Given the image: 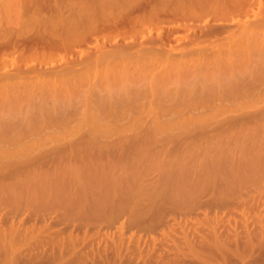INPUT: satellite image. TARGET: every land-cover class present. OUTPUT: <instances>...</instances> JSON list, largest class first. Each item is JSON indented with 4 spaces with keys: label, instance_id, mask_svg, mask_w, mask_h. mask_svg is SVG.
Instances as JSON below:
<instances>
[{
    "label": "rangeland",
    "instance_id": "1",
    "mask_svg": "<svg viewBox=\"0 0 264 264\" xmlns=\"http://www.w3.org/2000/svg\"><path fill=\"white\" fill-rule=\"evenodd\" d=\"M141 1L144 4V0ZM152 1L158 3L153 6L164 14L167 0ZM254 1L247 13L252 31L246 35L226 36L224 33L217 38L205 34L207 23L215 25L221 19L231 21L240 16L239 12L227 11L225 4L219 1L212 0L207 5L201 0H190L189 16L185 18L183 12L181 16L176 15L184 24L177 18L171 24L172 19L169 24L168 20L150 19L158 18L152 16L158 12L155 11L149 19L145 21L147 16L144 19V32L137 33L138 36L127 32L132 36L125 34L126 38L122 37L123 32L116 35L115 31L112 34L105 31L109 38L98 34L107 26V21L113 22L125 11L112 8L104 15H94L98 20L97 23L93 18L97 28L91 29L99 37L88 33L90 40L84 38L88 45L82 40L77 46L80 43L77 42L72 45L74 49L69 47L70 51H57L60 55L53 53L55 59L46 58L49 47L45 49L43 62L40 61L43 53H39L40 57L33 56L34 47L27 46L32 52L27 48L21 50L19 58L18 51L7 53L6 48L9 62L3 66L1 61L0 75L4 69L13 68V62L18 66L24 59L18 68L25 71L27 62V70L32 69L34 74L36 69L33 78L37 75V79H32L31 71H26L30 77L23 76L22 81L14 78L13 89L14 80L9 86L6 83L4 91L5 83L0 78V151L33 157L71 148L108 164L100 170H92L90 175L74 174L75 185L72 180H65L66 174L59 163L51 161L19 167L21 169L11 176L1 179L0 264H264V147L257 146L260 151L256 149V152L252 145L253 154L252 148L241 145L243 142L249 145L254 137L257 139L255 132L261 128L254 125L243 132L250 134L249 137L255 134L251 137L253 140H244L247 135L236 130L212 129L232 117L264 114V0ZM6 3L7 0H0L1 13ZM149 4H144L145 8L135 6L133 10L135 13L148 10ZM153 6L152 12L156 9ZM168 10L166 15L170 16L172 12ZM5 14L0 16L1 24L6 23ZM1 24L0 31L6 27ZM122 24L125 23L118 26ZM127 25L129 23L121 28ZM38 26L39 22L32 21L20 28L15 26L16 30L10 33L14 37L19 28L17 32L33 36ZM85 26L82 31L88 27ZM146 33L152 37L161 33L163 44L172 46L176 54H185L184 59L151 62L146 53L131 54L138 51L132 39L146 40ZM30 34L22 40L31 37ZM162 35H169L167 43L164 42L167 37L163 40ZM0 37L6 44L5 37L1 34ZM128 40L132 43L131 48L125 47L129 48V53L116 51V46H123L122 43L130 42ZM235 44L236 51H228L229 46ZM3 45L0 42V49ZM36 48L38 52L39 47ZM214 50H221L220 58L214 63H203L201 54ZM26 51L30 52L29 58L32 53V59L37 56L39 61L29 59ZM104 52L107 55H103ZM66 60L71 65L63 66L64 69L59 64L66 65ZM70 60L75 62L74 68ZM236 60V68L217 70L229 67ZM55 64L61 68L57 72L52 68L50 72L47 67ZM12 68L11 73H15L17 68ZM42 68L50 75H44ZM39 73L44 75L42 80ZM51 76L54 80L46 78ZM7 89L15 93L13 97H8ZM263 134L260 133L261 137ZM171 148L179 153L187 150V154L181 153L187 155L184 159L189 163V171L182 173L184 177L179 176V181L165 191L160 181L155 180L159 171L150 161L131 164L128 177L120 175L119 163H123L125 157L150 152L159 155L166 149L170 153ZM209 155L222 156L217 165L221 166L222 174H213L209 163L208 167L198 165L202 158L209 159ZM177 189L183 190V195H178Z\"/></svg>",
    "mask_w": 264,
    "mask_h": 264
},
{
    "label": "bare ground",
    "instance_id": "2",
    "mask_svg": "<svg viewBox=\"0 0 264 264\" xmlns=\"http://www.w3.org/2000/svg\"><path fill=\"white\" fill-rule=\"evenodd\" d=\"M71 1H74V0H71ZM75 1H77V2H75ZM75 1L72 3V2H69L68 0H66V3H65V0H59V1L58 0H53V1L52 0H12V2L9 1V0H7L8 3H6V6L4 7L3 13H1L2 10L0 9V16L2 14L7 13V14H5L6 15V18L4 19V21L6 23L5 24H3L4 22L2 23L3 25H6V27L2 29L3 31L2 30L0 31V34L2 35V37H5V40H6L5 41L6 44L5 43H2V41L4 42V40H2L4 38H1L0 37L1 44H4L5 45L4 49L2 48L4 45L1 46V49L2 50L0 49V51L2 53H0V54L1 55L2 54L5 55V60H4V55H3V58L1 56L0 57V63L2 61V63H4L3 64V66H4V65H6L5 62H9V60L7 61V57H6V55H8L7 53H9V52L10 53L11 52H14L15 53L16 51H18V53L20 55H18L17 58H19V56H21V50H26L24 48H27L29 50L30 48H33V47H34V49H33L34 52H32V49H31V51L30 50L29 51L33 53V56L34 57H35L36 54H38V57H40L39 56V53H43L41 59L38 58L37 56H36V58L33 57V59H36L38 61L40 59V61L43 62V61H45L43 58L45 57V54H46L45 49L47 47H49V48L46 49L48 51L47 52L48 56L46 58H49V56L51 58L53 56V53H54V55H60L59 53L62 52L63 50H64V53H65V49H66V52H67L69 50V47H70V49H72L79 42L80 43L77 46H79L80 44H82V40H83V42H84L85 39H89L90 40L89 37L91 35H89L88 33H93V34L96 33V35H98V34L100 35L101 33H103V35H106V34H109V33L112 34L115 31V34L117 32H119L120 35L123 32L124 35H122V37L125 36V34H126V36H129V37L132 36V35H129L128 33L134 34V35H136L137 33H139L138 35H140V32H144L145 31V29L143 27L144 26L143 23H145V21L147 19H149L148 18L149 16L151 17V14L152 13H154L155 11H158L157 6H156L158 3L155 0H154L155 1L154 3H156V5H154V6H156V7L153 6L154 3H153L152 0H148L146 2L144 0V4L146 6L150 2L149 5L151 6V4H152V6L154 8H156L155 10H153V12H152V6L151 7L148 6L149 7V8H147L148 10L136 11L137 13H135L133 9L135 8V6H138V5H140L142 3L141 0H75ZM138 1H139L140 4L138 3ZM189 1L190 0H176L175 1L176 3H173L174 2L173 0L172 1L171 0L165 1L166 2L165 3V6H164V4L162 5V6H164L163 8H165V10L162 8L163 11H165L164 14L166 15V9L167 10L169 9L168 11L169 12H172L171 15H173V11L176 13V14L174 13L175 16L176 15L181 16V13L183 12L182 13V16L186 14L185 18H187V15L190 14V8L188 6ZM201 1H203L205 4L208 5L209 3H211L212 0H201ZM213 1L223 2L225 4L224 5L225 6L224 8L227 11H232V12L238 11L240 16H238L236 18L233 17V19L231 21L222 20V19L221 20H218V21H216L217 24H215V25H213V24L210 25L211 23H207L205 26L206 27L208 26V28H207V31L205 32V34H207L209 36H217V38H218L219 35H222L224 33H226V36H235V35H244V34L246 35V34H249L252 31V28H251L252 22H250V18H249V16H247V13H249V11L252 9V6L255 4V1L254 0H213ZM167 2H171V3L167 4ZM162 3H163V1H162ZM172 3H173V5H172ZM63 4L64 5L67 4L68 6L67 5L64 6ZM170 4L172 5L173 8H175V10L174 9H171L172 7L170 8V6H171ZM261 4H262V2H261ZM69 5H70V7H69ZM143 5H140V6L144 7L145 5L144 6ZM167 5H170V6H167ZM62 6H64L63 8L66 11L63 10ZM45 7L49 8V11H46L45 10ZM0 8H2V7H0ZM112 8H119L120 9V12L123 10V11H125L124 14H126V15L123 14V16H122V14L119 13L120 14L119 17H121V18H119L118 15L114 18L116 20V22H117L116 23L117 25L114 24L115 23L114 22L115 21L114 19H113V22H110L109 21L110 22L109 23L106 20V18H103V20H105V22L107 21L106 23H108L109 25L107 24V26H106L105 24H103L106 27H104L102 25L103 28L101 29L99 27V24H100L99 23L97 26L101 29V32L98 33V34H97V32H92V30L94 29L93 27H96V25L94 24V22L97 21V23H98V20H96L97 18L94 15H98V14L104 15V14H106ZM158 8H160V7H158ZM176 9L179 10V12ZM68 10H69V12H68ZM126 10H128V11L126 12ZM158 12L157 13L155 12L156 14L155 13L152 14L153 17L154 16L155 17L157 16L158 18H150V19H158L161 22L163 20L164 21L165 20H168V21H166V22H168L167 24H169V20L172 19L170 21V24H171V23H174L175 22V19L177 18V16L176 17L173 16V18H172L171 15L170 16L169 15H166V19H165V15L163 13H161L164 16V18H162L163 16L160 14V12L159 13ZM263 12H264V10H263ZM158 14L160 15V18H159V15ZM167 14H170V13H167ZM243 15L246 16V17H243ZM146 16H147V18H146ZM117 17H118V21H117ZM93 18H95L94 20H96V21H93ZM161 18H162V20H161ZM179 18H181V17H178L177 20L178 21H181V20H179ZM0 19H1L0 20V24H1L2 18H0ZM98 19H100V18H98ZM126 19H127V22L129 23V26L127 25V27L121 28V27L126 26V24H128L127 22H125ZM144 19H145V21H144ZM103 20L101 19V21H103ZM120 20L123 21V22H120ZM32 21L39 22V26H38V29L35 30V33L33 34V36H31L32 33L31 34L28 33V35L30 34L31 37H28V39H25V41L26 40L28 41V42L26 41L27 43H25V41L22 40V39L25 38L26 36H28L27 33H25V35H24V33L17 32V31L24 24L31 23ZM101 21H99V22H101ZM88 23H90V25H87ZM121 23H125V24H124V26L122 24V26L119 27L118 25L121 24ZM178 23H180V22H178ZM182 23L183 22L181 21V24ZM91 24H94V26L91 25ZM111 24H113V25H111ZM181 24L180 25L178 24V25L180 27H182ZM85 25H87L88 27L85 26ZM178 25H177V27H178ZM185 25H187V24H185ZM15 26L16 27L17 26L19 27L18 30L14 34L17 38L15 36L14 37L11 36V33H10V32H12V34H13L14 28L16 30V27ZM84 26H85V28L87 27L86 28L87 30L85 29V31H82V30H84ZM89 26H91V27H89ZM166 26H165V28H166ZM168 26H171L172 27V25H168ZM109 27H110V29H108ZM128 27H129V30H128ZM206 27H203L202 29H204V31H205L206 30ZM91 28H93V29H91ZM119 28H121L120 31H119ZM116 29H117V31H116ZM89 30H91V32ZM94 30H96V29H94ZM130 30H132V31H130ZM142 30H144V31H142ZM164 30L166 31V29H164ZM170 30H171V28H170ZM174 30H175V28H174ZM86 31H88V32L86 33ZM97 31H98V29H97ZM105 31L107 32L106 34H105ZM133 31H134V33H133ZM149 32H151V31H149ZM167 32H168V30H167ZM82 33H85V34L82 35ZM202 33H203V31H202ZM87 34L89 35V37L86 36ZM115 34H113V35H115ZM118 34H116V35H118ZM99 35H98V37H99ZM138 35H136V36H138ZM145 35H147V33ZM154 35H153V37L151 35H147L148 38H146V40L144 39L142 41L138 40L140 42H138V41L136 42L134 40L135 38H133L132 39L133 40L132 42L134 44H132L130 40H128V41H130L129 43H126V42L125 43H122V44H124L123 46L120 45L118 42L117 43H114L115 45L113 46L112 51H113L114 47L116 46V44H119V46H116L115 47L116 51H118V52L123 51V53L125 51H128L127 49H129V48H126L125 49V47H128V46L130 47V46L134 45V47H136V48L138 47V49H136L138 51H132L130 53L131 54H137V52H138V54H140L139 51L143 55H144V53H146L147 54V55L145 54L146 57H148L151 62H158V61L174 62V61H182L184 59V57H185L184 55L185 54H176L173 51V47L172 46L171 47H168L167 44L166 45H165V43L163 44V42L160 40V39H162L160 37L161 36V33H160V36H159V34L157 36H154ZM163 35H162V37H164L163 40L165 39V37H167L166 40L164 41V42H166L167 39L169 38L168 37L169 35L168 36H166V35L163 36ZM18 36L21 37V38H19ZM100 36L102 37V34ZM106 36L109 38V35H106ZM86 37H88V38H86ZM110 37H112V35ZM156 37H158L160 41ZM96 38H97V36H96ZM113 38H114V36H113ZM123 38H126V37H123ZM154 38H156V39H154ZM97 39H99V38H97ZM116 41H117V39H116ZM102 42H103L102 44H104V41H102ZM106 42H107V40H106ZM161 42H162V44H161ZM135 43H137V44H135ZM47 44L49 46H47ZM102 44L100 45L101 47H99V49L102 48ZM158 44L160 45V47L158 46ZM45 45H46V47H45ZM72 45H73V47H72ZM86 45H88V44H86ZM27 46H31V47L29 48ZM40 46H42L41 47L42 48L41 50H40ZM50 46L52 47L51 50H50V48H51ZM55 46H56L57 50H56ZM77 46H76V48H77ZM97 46H99V45H97ZM165 46H167V47H165ZM36 47H39L40 52H39V50L37 52V48ZM58 47L61 50L58 49ZM104 47L106 48V46H104ZM118 47L120 48L119 49L120 51L117 50ZM235 47H236V44L233 45V46L230 45L229 48H228V51L229 50L232 51V52L233 51H236V48ZM6 48L9 49L7 51V53L5 52L6 51ZM43 48H44V50H43ZM53 50H54V52H53ZM130 51H131V49H130ZM26 52H27L28 58H29L30 57V52L29 53H28V51H26ZM56 52H57V54H56ZM106 52L108 54L109 53V49ZM110 52H111V50H110ZM32 53H31V58H29V59H31L33 61V59H32ZM128 53H129V51H128ZM221 53H222L221 50H214V51H212L210 53L201 54V61L203 63H205V62H213L214 63L215 61H217V59L220 58ZM27 54H24V55H27ZM105 54L106 53L104 52L103 55H105ZM24 55L22 56V59L25 57ZM66 57H67V54H66L65 58ZM12 58H14V57H11V59ZM53 58H54V56H53ZM2 59L4 60V62H3ZM15 60L17 61L16 58H15ZM26 60H28V59H26ZM52 60L53 59H50V61H52ZM21 61L23 63L24 59L21 60ZM72 61H71V63H72ZM66 62H68V60H66ZM16 63H18V61ZM20 63L18 65L19 67H20ZM22 63H21V65H22ZM36 63H39V62H36ZM69 63L70 62H68L67 64L65 63L66 65H63L64 63L59 64V65H62V68H64L65 66L67 68V65H68V68H69L70 65H71V64L69 65ZM76 63H77V61H76ZM13 64H14L13 68L12 67H8V69H4L3 72L4 71L5 72L4 73H1V75H0V78L3 81L1 79L0 80L3 83H5L4 84L5 87L4 88L0 87V88H2V90L4 89V91H5V88H7L6 86L7 85L9 86V84H11V82L14 80L12 82L13 85L11 87V89H13L14 83L16 84L14 78H16V80L17 79H20V81H22L25 76L30 77L29 75H27V72L26 71H29V72L31 71V74H33L32 69L27 70V65H26L27 62L24 63V65L26 66V68L25 67L22 68V69L25 68V71L24 70H21L20 68H18V66H15V63L14 62H13ZM55 65L52 66L51 68L50 67L49 68L47 67V69H49V71L52 72V68H54L53 70L55 72H57L56 70H59L61 67H59V69H58V66L59 65L58 66L56 65L57 67ZM74 65H75V62L73 61V65H72L73 68H74ZM237 65H238V63H237V60H236L234 62H231L230 65H229V67H227V68H219L217 70L218 71H221V72L222 71H225L227 69L232 70V69L236 68ZM3 66L1 68H3ZM9 66H11V65H9ZM72 66H71L70 69H72ZM14 67H16L17 69L15 68L16 69L15 70V73H11L10 69L11 68L14 69ZM29 67H30V65H28V68ZM6 70L8 72H6ZM34 70H35L34 71V74L31 77H32V79H35V78L37 79V75L35 76V78H33L34 75L36 74L35 73L36 72V69H34ZM42 70H45L46 74H44V75H47L48 71L46 70V68L45 69L42 68L41 71ZM29 72H28V74H29ZM221 72H219V75L218 76H220ZM23 73H26V75H24ZM37 73H38V70H37ZM41 73H43V72H41ZM41 73H39V75H38L39 76V79H41L44 76ZM52 76L50 78H48V77H46V78L47 79L54 80V79H52ZM54 78H55V76H54ZM25 79H26V77H25ZM44 80H46V79H44ZM2 82L0 83V85L2 84ZM6 83H7V85H6ZM11 89H7L6 91L9 92ZM6 94L8 95V97L9 96L10 97H13V94H15V93L14 92L13 93H10L9 92V93H6ZM254 125H256L258 128H261V131L255 132V134L256 133L258 134L257 135L258 136L257 139H256V137H254L256 135L255 134H252V136L256 140L255 139L254 140L251 139L252 136L249 137L250 134L247 135V134L243 133L245 130L251 129L252 127H254ZM221 128L222 129L224 128L225 130H231V131L232 130H234V131L236 130V133H239V134H242V135L244 134L243 136L247 135V136H245L244 140H246V139L253 140L251 143H249V145L251 144L250 146L249 145H245L247 143H244L243 142V144H241V145H243V147H246V148L251 149L252 148L251 146L253 145V148L255 147L254 149L255 150L257 149L259 151H260V149H258L257 146H260L259 148H262V146L264 147V134H263L264 133V114H262V115H254V116L251 115V116H247V117H232V118L227 119L226 121L221 122L217 127L212 128V129L218 130V129H221ZM260 133L263 134L262 137H261ZM259 135H260V137H259ZM259 138H263V139L262 140L261 139L259 140ZM236 139H237V137H236ZM239 139H240V137H239ZM241 139H243V137ZM1 140L2 139H0V141ZM238 141H242V140H238ZM254 141H256V142H254ZM252 143H254V144H252ZM177 149L178 148H176V150ZM249 149H248V152H249ZM254 149L251 150L252 153L254 152ZM263 149L264 148H262V150ZM257 150H256V152H258ZM167 151H168L167 149H166V152L164 150H163V152L160 151L159 152L160 153L159 155L158 154H153V153L151 154V152H150L149 154L147 153L145 155L144 154H140V155L137 154L138 156L137 155H135L134 157L129 156L130 157V158L128 157L129 159H126V157H125L124 161H121L123 163H119V165L121 166V168H120V171H121L120 175L123 176V177H128L127 176V170H128V168L130 167L131 164H134L136 162H141V163L143 162V163H145V162H149L150 161L153 165H155V167L159 171V172L157 171L158 172L157 174H159L160 176L159 175L158 176L155 175V177L156 176L158 177L155 180H157V182L160 181L159 184H161L162 187H164L163 189L165 191L167 189V187H171L172 184H174V182H178L179 181V176H183L184 177V174H182V173H187L189 171V165H188L189 163H188V161H186V159H184L185 157H187V155H185V153L187 154V152H185L187 150H185V151L182 150L183 152H185L184 154L181 153L182 151L180 153L179 152H174V150L173 151L169 150L170 153L167 152ZM18 154L19 153H13V152H10V151H0V180L3 179L4 177L11 176L13 173H15L16 170L21 169L19 167H23V166H25V167H27V166L28 167L29 166L30 167H34V165L35 166H38V165H42V164H44L46 162L51 161L53 163L58 162L59 163V166L62 168V170H64V174H66L65 180H72L71 182H73V184H74V182H75V176H74V174L75 175H86V174L92 173L93 172L92 170L97 171V170H100L101 168H104L105 165H106V163H107V162L104 163L102 160L101 161L100 160H94L93 157H92V155H90L88 153L87 154L86 153L81 154L78 151H75V150H73L71 148H68V149H56L51 154H39V155H36V156H33V157H29V156H27L25 154L19 156ZM245 155H247V153ZM262 155L263 154H261V156ZM209 156H210L209 159L202 158V160L198 162V165L199 166H206V167H208V164L207 163H209L210 171H213V174H216L218 172L222 174V170L220 169L221 166L219 165L217 167V165L221 163L222 156L221 157L220 156L219 157H216L215 155H209ZM239 156H240L239 158H242V156H244L243 155V152H242V156H241V154ZM248 156H249V159H250V155H248ZM99 159H100V157H99ZM249 159H248V161H249ZM262 159H263V162H264V158H262ZM253 160H254V158L252 159V161ZM239 161H238V164L240 163ZM241 161H243V158H242ZM248 161H246V163H248ZM263 162H262V164H263L262 167H264V163ZM233 163H236V162H233ZM246 163H244V166L246 165ZM230 167H232V166H230ZM237 168H240V166L239 167L237 166ZM233 169H234V166H233ZM234 170L236 171L237 169L235 168ZM74 171H75V173H74ZM229 171H231V172L234 173V171H232V170H229ZM238 171H239V169H238ZM158 179H160V180H158ZM175 180H177V181H175ZM180 181H182V180H180ZM119 184H121V183L119 182ZM176 192L178 193V195L180 193H181L180 195H183L182 194L183 193V190L180 191L179 189H177ZM110 214L113 215V213H110Z\"/></svg>",
    "mask_w": 264,
    "mask_h": 264
}]
</instances>
